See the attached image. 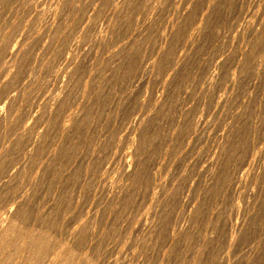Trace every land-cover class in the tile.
<instances>
[{
    "label": "rangeland",
    "instance_id": "rangeland-1",
    "mask_svg": "<svg viewBox=\"0 0 264 264\" xmlns=\"http://www.w3.org/2000/svg\"><path fill=\"white\" fill-rule=\"evenodd\" d=\"M3 224L0 264H264V0H0Z\"/></svg>",
    "mask_w": 264,
    "mask_h": 264
},
{
    "label": "bare ground",
    "instance_id": "bare-ground-1",
    "mask_svg": "<svg viewBox=\"0 0 264 264\" xmlns=\"http://www.w3.org/2000/svg\"><path fill=\"white\" fill-rule=\"evenodd\" d=\"M11 219H12V218H11ZM9 221H10V220H9ZM9 221H8V222H9ZM6 222H7V221H6ZM10 224H11V223H10ZM10 226H12V225H10ZM13 226H14V225H13ZM5 227H7L6 224H5V225L3 224L2 226H0V233H1V234L4 233V229H5ZM14 227H15V226H14ZM6 229H8V228H6ZM5 231H6V230H5ZM6 232H7V231H6ZM6 232H5V233H6ZM1 234H0V236H1ZM6 234H7V233H6ZM23 237H24V236H23ZM3 238H4V237H3ZM0 239H1V238H0ZM22 247H23V246H22ZM22 247H21V249H22ZM24 248H25V247H24ZM5 249H6V248H5ZM33 250H34V248L32 249V251H33ZM25 251H26V250H25ZM37 251H38V250H37ZM23 253H24V252H23ZM30 253H32L31 250H30V249L27 250V255L30 254ZM4 254H5V253H4ZM25 254H26V252H25ZM21 257H22V256H21ZM23 261H24V260H23ZM31 264H32V263H31Z\"/></svg>",
    "mask_w": 264,
    "mask_h": 264
}]
</instances>
